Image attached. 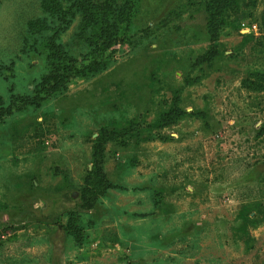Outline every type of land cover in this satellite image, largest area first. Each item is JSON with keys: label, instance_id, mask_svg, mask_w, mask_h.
<instances>
[{"label": "rangeland", "instance_id": "rangeland-1", "mask_svg": "<svg viewBox=\"0 0 264 264\" xmlns=\"http://www.w3.org/2000/svg\"><path fill=\"white\" fill-rule=\"evenodd\" d=\"M0 264H264V0H0Z\"/></svg>", "mask_w": 264, "mask_h": 264}, {"label": "trees", "instance_id": "trees-1", "mask_svg": "<svg viewBox=\"0 0 264 264\" xmlns=\"http://www.w3.org/2000/svg\"><path fill=\"white\" fill-rule=\"evenodd\" d=\"M111 25L112 22L100 19V21L93 26V29H91V31L94 32V34L98 38L103 35L104 29L109 28ZM90 50L92 51L91 48ZM56 54L53 53L51 56L52 59L49 64L51 66L49 67L46 75L47 84L49 83L50 87L54 89L58 88L59 86H65V84L68 83L73 77L85 78L89 75H92L97 70L95 65H103V63L105 62L102 58L100 60H97V58H95L93 61L86 64L94 65V67L89 68L84 66L83 64H79V60L73 57V55L71 54L68 55L66 53H59L58 56Z\"/></svg>", "mask_w": 264, "mask_h": 264}]
</instances>
